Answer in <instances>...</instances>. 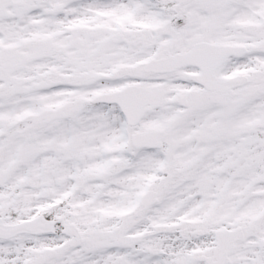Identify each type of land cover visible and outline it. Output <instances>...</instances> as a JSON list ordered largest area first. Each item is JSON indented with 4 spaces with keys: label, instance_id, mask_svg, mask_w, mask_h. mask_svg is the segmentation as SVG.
<instances>
[{
    "label": "snow or ice",
    "instance_id": "obj_1",
    "mask_svg": "<svg viewBox=\"0 0 264 264\" xmlns=\"http://www.w3.org/2000/svg\"><path fill=\"white\" fill-rule=\"evenodd\" d=\"M0 264H264V0H0Z\"/></svg>",
    "mask_w": 264,
    "mask_h": 264
}]
</instances>
